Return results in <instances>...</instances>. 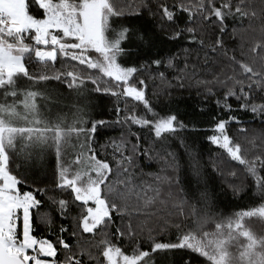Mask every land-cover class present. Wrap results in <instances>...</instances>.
<instances>
[{"label": "trees", "instance_id": "obj_1", "mask_svg": "<svg viewBox=\"0 0 264 264\" xmlns=\"http://www.w3.org/2000/svg\"><path fill=\"white\" fill-rule=\"evenodd\" d=\"M178 2L179 0H116L118 9L124 14L111 20L113 30H119L122 26L130 29L127 39L122 42L124 51L117 56V63L122 67L138 69L131 78V83L144 89L145 98L152 111H148L143 102L123 95H112L114 91L122 92V86L118 87L115 80L105 76L99 69L88 68L86 64L82 65L79 61L72 60L70 56L58 54L54 62L46 63L38 62L34 55L25 60L29 74L37 79L29 80L21 76L17 80L18 88L21 90L22 85L28 81L29 84L24 91L31 90L42 94L37 98V104L46 117L55 119L62 116L67 119L68 124H72L73 116L77 114V110H81L84 121L81 127L85 129L91 127L90 121L106 122L91 134L92 138L87 142L88 147L83 151L90 155V147L98 159L109 162L114 170L109 181L118 179L115 169L116 160L120 155L116 147L125 155H133V146L137 145L139 140L138 151L133 155L134 164L130 168L133 182L135 184H140L141 181L152 182L156 175L171 177L173 198L179 194L180 198L187 201L184 207L185 216L173 215L168 218V227L163 231L159 230L163 227V221L158 224L156 217L146 221L143 216L121 217L114 212L112 222L107 226L100 227L95 233H83L81 230L77 236H73L78 222L74 218L81 216L86 205L74 201L70 190L56 187L58 162L55 150H46L27 160L12 155L10 168L13 174L23 181L18 186L20 191H32L36 199L41 201L42 206L33 210L34 235L37 238H47L54 243L57 236H61L71 246L68 250L56 245V256L48 258L55 264H64L68 255L79 254L81 249L96 257L90 260L87 254H79L81 264H105L95 247L105 238L120 247L127 255H132L134 250L150 251L154 242L177 243L183 231L194 226L193 217L189 215L193 204L203 210L201 215L206 211L214 217L226 218L238 211L264 203V197L257 192L254 178L246 175L244 166L237 162L227 163L228 158L223 151L208 140V137L215 134L212 130L214 118L215 121H227L229 117H235L236 120L229 121L227 133L246 146H249L246 139H251L258 131H264L263 128H244L247 129L245 133L239 131L244 125L262 124L264 121V114L253 113L250 110L252 104L264 103V91L258 87L249 89L248 80L240 74L239 66L232 64L228 59L235 56L237 60L252 64L254 70L259 68L261 61L252 63L250 49L258 42H264V33L260 31L261 22L252 21V27L249 28L248 19L229 15L226 30L221 33L219 29L222 25L214 18L205 22L198 13L194 22L189 21L188 13L178 7L173 8ZM183 2L187 5L189 0ZM220 2L221 0H216L217 6ZM236 2L237 0H232L233 6ZM161 4H167L174 11V20L166 21L175 27V33L188 27L195 28L196 32L183 31L180 37L169 39L175 33L168 35L157 31L153 20L146 16V12L152 11L162 17L159 10ZM253 7L258 10L261 7L260 0H257ZM30 12L37 16L42 15L34 4L30 5ZM217 37L222 38L223 47L217 48L213 54L209 49L215 45ZM25 42L32 43L30 39H26ZM225 51L227 56L224 55ZM88 55L94 61H102L100 54L94 50H89ZM261 55H264V50L261 51ZM169 59L173 60V67H168ZM154 60H161L162 64L156 65L153 63ZM68 72H73L79 78L76 86L69 87L72 81L71 77L67 76ZM216 74H221V80H225L226 76H232L234 80L207 86L197 83L199 80L212 81ZM58 75L60 79L55 78ZM40 76H47L49 79L39 80ZM93 80L96 83H93ZM140 80L145 82L144 85H139ZM236 80L244 82V91L249 93L247 98L240 92V86L235 84ZM208 87L212 89L211 93L207 91ZM97 88L100 91H97ZM229 90L235 92V95L225 99V94ZM245 104L249 105L247 110L241 107ZM117 109L120 111L117 112ZM169 115H175L177 131L166 134L161 139L154 136L151 127L133 124L129 119L136 116L154 120ZM180 123L184 125L183 128L179 127ZM72 143L75 147L71 149V155L65 157L68 162L74 160L81 152L80 146L85 144V139L83 136L78 139L74 136ZM145 151L148 155L142 154ZM168 153L175 157L178 165L175 170L166 166L171 160ZM212 153L218 155L219 170L207 161V157ZM256 155L264 153L252 151L248 154V159L251 160ZM72 167L75 170L77 166ZM233 171L237 173L236 176L229 174ZM259 175L264 177V169L259 171ZM38 189L43 191H37ZM164 191H169L166 184ZM202 194H205L204 198ZM59 199L69 201L68 208L63 213H59L57 206L53 204V200ZM131 203L135 204L134 197ZM45 213L51 217L50 225L40 222L39 217ZM129 222L135 230L132 236L127 234ZM245 224L257 235H264V220L253 217L247 219ZM175 225H180V228ZM61 227L66 231L61 233ZM117 228L125 235L120 236ZM213 228L214 225H208L204 231H212ZM149 260L150 264H185L187 260H191V264H209L205 258L187 249L158 251L151 254Z\"/></svg>", "mask_w": 264, "mask_h": 264}, {"label": "snow or ice", "instance_id": "obj_2", "mask_svg": "<svg viewBox=\"0 0 264 264\" xmlns=\"http://www.w3.org/2000/svg\"><path fill=\"white\" fill-rule=\"evenodd\" d=\"M256 2L257 0H237L233 6L232 0H221L217 6L216 0H189L187 5L183 0H179L173 8L178 7L188 13L189 21L192 22L198 13L205 22L214 18L222 25L219 29L221 33L226 30L225 25L229 15L248 19L249 28L252 27V21H260V31L264 33V0H260L261 7L258 10L253 7ZM33 4L37 11L42 13L41 16L30 12V5ZM159 10L163 19L169 22L174 20V11L167 4H161ZM123 14V11L118 9L116 0H0V264H55L54 261L41 257L54 258L57 254V244L64 249L71 248L61 236H57L54 243L47 238H37L34 235L33 210L42 206L41 201L36 199L32 191H20L18 186L23 181L13 174L10 168L12 155L27 160L46 150H55L58 162L56 187L70 190L74 201L83 205L92 202L95 205L86 207L80 217L74 218L78 222L76 230L72 233L73 236H77L81 230L83 233H95L100 227L107 226L112 222L114 212L121 217L143 216L146 221L156 217L158 224L163 221L160 231L168 227V218L173 215L185 216L184 207L187 201L180 198L179 194H176L175 199L173 198L171 177L156 175L152 182L141 181L140 184L133 182L130 168L134 164L133 155L138 151L139 140L137 145L133 146V155H125L119 147H116L120 155L116 160L115 169L118 179L109 181L114 171L109 162L98 159L95 151L90 147V155H86L83 151L88 147L87 142L91 140V134L106 122L90 121L91 127L85 129L81 127L84 123L81 110H77V114L73 116L72 124H68L67 119L62 116H57L55 119L46 117L37 104V98L42 94L31 90L21 91L18 88L17 80L21 76L29 80L37 79L29 74L25 64L26 58L34 55L38 62L46 63L54 62L59 54L70 56L72 60L79 61L82 65L86 64L88 68L99 69L105 76L115 80L118 87L122 86V92L114 91L112 95H123L143 102L146 109L152 111L145 98L144 89L131 83V78L138 69L122 67L117 63V56L124 51L122 42L127 39L130 29L122 26L119 30H113L111 20ZM183 31L195 33L196 29L193 27L180 29L169 39L180 37ZM26 39H30L32 43H26ZM222 47L223 40L217 37L215 45L209 51L215 54L217 48ZM89 50L99 53L102 61H94L88 55ZM262 50H264V42H258L250 49L252 63L261 61L259 68L255 70L252 64L237 60L235 56L228 57L232 64L239 66L240 74L248 80L249 89L258 87L264 91ZM224 55L227 56V51ZM205 56V65H207L208 54L206 53ZM153 63L160 65L162 61L154 60ZM168 67H173L172 59L168 60ZM220 75H214L212 81L199 80L197 83L207 86L234 80L232 76H226L225 80H221ZM67 76L71 77L72 81L69 87L76 86L79 79L77 75L68 72ZM55 78L60 79V76ZM38 79L46 80L49 77L40 76ZM92 82L96 83L95 80ZM144 83L143 80L139 81V85ZM235 84L240 86V92L247 98L249 93L244 91V82L236 80ZM96 90L100 91L99 88ZM207 91L211 93L212 89L208 87ZM231 95H235V92L229 90L225 94V99ZM241 107L247 110L249 105L245 104ZM250 110L253 113L264 114V103L252 104ZM119 111L120 109H117V112ZM129 119L133 124L151 127L157 139L177 131L175 115L154 120L136 116H131ZM233 120L236 118L229 117L227 121H215L214 118L212 130L215 134L208 137V140L223 151L228 158L227 163L237 162L244 166L246 175L254 178L257 192L264 197V177L259 175V171L264 169V155H256L253 159H248V154L252 151L264 153V131H258L251 139H246L249 145L246 146L227 133V125ZM179 127L183 128L184 125L180 123ZM239 131L245 133L247 129L240 128ZM74 136L77 139L83 136L85 144L80 146L81 152L76 158L68 162L65 157L70 156L71 149L75 147L72 143ZM142 154L148 155V152ZM167 155L171 160L166 166L175 170L178 165L174 155L172 153ZM72 165L77 166L75 170ZM213 166L217 170L220 168V165L215 163ZM229 174L237 175L235 171ZM149 176L151 177L152 174ZM165 184L169 186L167 192L164 191ZM204 195L202 194V198ZM133 197L135 204L131 203ZM53 204L57 206L59 213H63L68 208L69 201L53 200ZM202 211L196 204L191 205L189 215L193 217L194 226L183 231L177 243L154 242L150 251L134 250L132 255L125 254L107 238L100 240L95 247L105 264H150L151 254L174 249L190 250L205 258L209 264H264V235H257L245 224L247 219L253 217L264 220V203L248 210L238 211L226 218L214 217L206 211L201 215ZM39 218L41 223L49 225L52 223L47 213ZM208 225H214L212 231H204ZM127 227V234L134 235L135 230L131 222ZM175 227L179 229L180 225ZM65 231L66 229L61 227L60 232ZM116 231L120 236L125 235L120 228ZM149 231L151 232L152 229ZM79 254H87L90 260L96 259L84 249H81ZM79 254L68 255L64 264H81ZM185 264H191V260H187Z\"/></svg>", "mask_w": 264, "mask_h": 264}, {"label": "rangeland", "instance_id": "obj_3", "mask_svg": "<svg viewBox=\"0 0 264 264\" xmlns=\"http://www.w3.org/2000/svg\"><path fill=\"white\" fill-rule=\"evenodd\" d=\"M146 16L153 20L154 27L156 28L157 31L166 33L168 35H172L175 33V27L172 24H170L169 22H167L165 19H163L161 16H158L157 14L153 13L152 11H147ZM243 128H250V129L263 128L264 129V123H262V124L261 123H251L249 125H244ZM217 158H218L217 153H212L211 155H209V157H207V161L211 166H213L214 163L217 164ZM89 206L94 207L95 205L92 202H89L88 205L85 206V208L89 207ZM21 215H22V213H21ZM20 227L22 230V222H21ZM41 258L49 260L48 259L49 257H41Z\"/></svg>", "mask_w": 264, "mask_h": 264}, {"label": "crops", "instance_id": "obj_4", "mask_svg": "<svg viewBox=\"0 0 264 264\" xmlns=\"http://www.w3.org/2000/svg\"><path fill=\"white\" fill-rule=\"evenodd\" d=\"M25 83H26V84H25L24 86L22 85V87H21V88H22V89H21V91H24V90H26V88H27V84H29V82H28V81H26Z\"/></svg>", "mask_w": 264, "mask_h": 264}]
</instances>
